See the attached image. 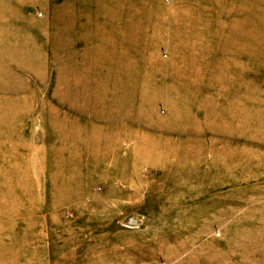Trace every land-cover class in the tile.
<instances>
[{"label": "rangeland", "instance_id": "374dc122", "mask_svg": "<svg viewBox=\"0 0 264 264\" xmlns=\"http://www.w3.org/2000/svg\"><path fill=\"white\" fill-rule=\"evenodd\" d=\"M0 264H264V0H0Z\"/></svg>", "mask_w": 264, "mask_h": 264}, {"label": "crops", "instance_id": "0c3cea01", "mask_svg": "<svg viewBox=\"0 0 264 264\" xmlns=\"http://www.w3.org/2000/svg\"><path fill=\"white\" fill-rule=\"evenodd\" d=\"M9 223H11L10 220H9ZM13 224H14V220H13Z\"/></svg>", "mask_w": 264, "mask_h": 264}]
</instances>
